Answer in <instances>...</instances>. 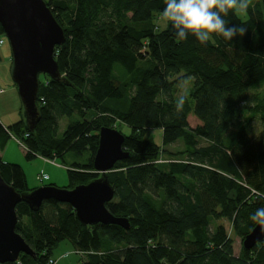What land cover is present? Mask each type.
<instances>
[{"label": "trees", "instance_id": "1", "mask_svg": "<svg viewBox=\"0 0 264 264\" xmlns=\"http://www.w3.org/2000/svg\"><path fill=\"white\" fill-rule=\"evenodd\" d=\"M46 2L65 30L55 54L73 85L40 74L35 131L23 116L0 121V150L11 137L28 158L88 150V162L68 168L72 188L100 175L93 162L100 127L125 124L130 155L109 172L115 196L106 205L131 227L83 225L71 204L54 199L37 211L21 201L16 230L36 256L5 264H49L62 240L87 253L82 264H264V240L236 256L226 225L217 223L228 221L244 240L256 225L249 216L264 207V0H253L245 17H226L246 28L244 36L207 45L193 36L177 42L170 25L158 24L164 0ZM0 38L8 40L1 23ZM189 78L178 113V87ZM191 114L200 120L195 127ZM150 129H162L161 145L147 137ZM178 141L182 150L167 149ZM0 173L17 191L29 190L22 166L1 153Z\"/></svg>", "mask_w": 264, "mask_h": 264}, {"label": "water", "instance_id": "2", "mask_svg": "<svg viewBox=\"0 0 264 264\" xmlns=\"http://www.w3.org/2000/svg\"><path fill=\"white\" fill-rule=\"evenodd\" d=\"M0 23L10 44L11 76L22 101V116L28 130L35 131L41 119L40 74L73 85L61 74L55 54L57 45L66 40L65 30L46 0H0ZM125 139L126 135L118 128L101 126L93 160L100 175L72 188L43 185L19 192L0 173V264L17 261L21 253L36 256L16 230V206L21 201L37 211L45 200L54 199L71 204L83 225L115 224L129 229L130 219L114 215L106 205L115 196L109 172L116 162L130 155ZM263 240L264 228L256 224L245 236L243 247L252 249Z\"/></svg>", "mask_w": 264, "mask_h": 264}, {"label": "rangeland", "instance_id": "3", "mask_svg": "<svg viewBox=\"0 0 264 264\" xmlns=\"http://www.w3.org/2000/svg\"><path fill=\"white\" fill-rule=\"evenodd\" d=\"M241 17H245V13L240 14ZM159 25L162 27H166L159 20ZM6 47H8L10 51V61L8 59V63H1V67L6 68L5 73L6 76L12 81L10 68H11V50L9 41H6ZM9 58V57H8ZM2 73H0V78ZM192 78H189L183 86L181 87V83L179 85V91L177 93L181 94L182 90L186 93L190 88V83ZM13 82V81H12ZM0 85H3L0 81ZM1 88L6 89L7 93L0 95V121L4 125L12 124L16 122L22 117V101L18 93L17 86H14L13 93L10 92L12 87L3 86ZM90 114V113H89ZM189 123L191 126L195 127L200 123V120L193 114L188 117ZM67 119L63 118L60 120V130L59 133L62 132L66 127ZM114 127L118 128L124 134H129L130 129L123 123L113 124ZM147 137L152 138L159 145L162 144V129H150L147 133ZM202 145L207 144L206 141H201ZM168 150L171 152H175L183 149V143L178 141L174 144L166 146ZM164 148V147H163ZM28 149L26 146L16 140L10 139L4 148H1L0 153L4 161L17 163L22 166L25 171L27 182L29 189H34L39 186L48 185L50 183L58 186V187H68L70 185V177L68 168L73 165L74 162L86 163L88 162V158L90 156L89 151L85 150L81 154H75L74 152H67L64 155V158H55V160L44 159L39 154L33 156V158L27 157ZM167 155H163V159L167 158ZM47 174L49 175V179L41 182L38 179V176ZM69 188V187H68ZM217 223H223L226 225L230 239H233V251L234 255H239L241 253V249L243 247V238L236 235L233 230H231V226L226 220L217 221ZM52 258L56 260V264H82V261L87 260V253L76 251L72 244L67 240H62L56 244L52 251Z\"/></svg>", "mask_w": 264, "mask_h": 264}, {"label": "clouds", "instance_id": "4", "mask_svg": "<svg viewBox=\"0 0 264 264\" xmlns=\"http://www.w3.org/2000/svg\"><path fill=\"white\" fill-rule=\"evenodd\" d=\"M253 6V0H164L159 20L174 29L177 42L195 37L200 44L207 45L215 37L232 41L244 36L243 26H229L230 14L239 16ZM186 82H181V87ZM187 96L182 90L175 102L176 111H183ZM249 219L264 228V207L257 208Z\"/></svg>", "mask_w": 264, "mask_h": 264}, {"label": "crops", "instance_id": "5", "mask_svg": "<svg viewBox=\"0 0 264 264\" xmlns=\"http://www.w3.org/2000/svg\"><path fill=\"white\" fill-rule=\"evenodd\" d=\"M6 45V42H4L2 45H0V73H2V76H1V78H0V81L2 82V83H4L3 85H0V87H3V86H10V87H12V89L10 90V92L11 93H13V90H14V84H13V82L6 76V73H5V70H6V68H4V67H1V63H3V64H6V63H8V59H9V61H10V51H9V49H8V47H6L5 46ZM9 57V58H8ZM11 57H12V54H11ZM11 62H12V60H11ZM1 84V83H0ZM7 93V91H6V89H5V91H4V93H2L1 95H3V94H6ZM14 123V122H13ZM10 125V124H9ZM6 126V125H5ZM10 139H15V138H13V137H11ZM45 175H47V174H45Z\"/></svg>", "mask_w": 264, "mask_h": 264}, {"label": "built area", "instance_id": "6", "mask_svg": "<svg viewBox=\"0 0 264 264\" xmlns=\"http://www.w3.org/2000/svg\"><path fill=\"white\" fill-rule=\"evenodd\" d=\"M4 42V40L2 38H0V44H2ZM4 89H0V93L3 92ZM44 159H47V158H44ZM45 178H48V175H40L39 176V179L42 180V179H45ZM49 264H56V260L51 258L49 260Z\"/></svg>", "mask_w": 264, "mask_h": 264}]
</instances>
